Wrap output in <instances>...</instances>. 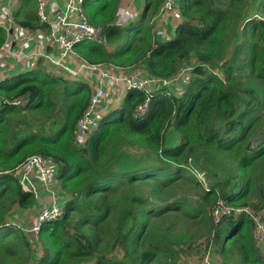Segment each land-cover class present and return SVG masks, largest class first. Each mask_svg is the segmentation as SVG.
<instances>
[{"label":"trees","instance_id":"trees-1","mask_svg":"<svg viewBox=\"0 0 264 264\" xmlns=\"http://www.w3.org/2000/svg\"><path fill=\"white\" fill-rule=\"evenodd\" d=\"M120 1L84 0L105 44L80 41L76 56L157 77L188 63L189 82L180 96L156 90L139 118L144 93L127 90L78 145L85 81L41 61L0 80V264H178L196 249L201 259L211 250L215 264H264V239L254 235L264 224V20L239 30L253 0H177L182 21L160 38L153 28L164 0H142L135 19L114 24ZM36 5L20 0L14 20L46 29ZM256 12L264 17V0ZM32 154L54 159L68 195L62 217L42 222L36 239L7 222L15 205H36L15 171ZM220 201L229 210L215 221Z\"/></svg>","mask_w":264,"mask_h":264},{"label":"built area","instance_id":"built-area-1","mask_svg":"<svg viewBox=\"0 0 264 264\" xmlns=\"http://www.w3.org/2000/svg\"><path fill=\"white\" fill-rule=\"evenodd\" d=\"M84 0H37V14L41 23L47 25L48 44L53 51L43 52L37 47L33 52L34 57L41 55L51 66L53 72L64 76L79 78L82 76L90 86L91 92L89 103L82 115L77 119L73 133L75 142L83 145L91 132L96 130L105 114L109 111V102L121 98L129 89H137L144 93L143 99L138 102L133 111V117H143L149 111L150 100L153 93L161 88L174 91L175 95H181L189 82L190 70L193 66H185L169 77H157L147 73L143 66L122 67L113 64L87 63L80 60L74 52V46L82 40H96L105 43L103 28L91 24L83 9ZM133 13L132 7L125 10L121 7L116 18V24L125 23ZM170 14L174 19H181V13L177 6V0H164L156 15ZM18 28L17 38L12 41L17 43L15 56L24 58L28 51L29 41L33 39V33L29 27L16 24ZM160 31H158L159 33ZM12 41L6 40L0 46V54L11 51L9 45ZM13 53V50H12ZM108 98H110L108 100ZM108 102V104H105ZM112 105L111 107H113ZM55 163L51 159L39 155L28 157L15 168L16 174L24 182V186L34 189L30 171L35 168L41 178L54 170ZM220 212H226L220 202L214 210V219L217 220ZM62 216V209L56 203L44 207L38 217V222L52 220ZM38 225H33L28 232L36 233ZM257 230H260L263 237V225L258 223ZM206 261L208 258H205Z\"/></svg>","mask_w":264,"mask_h":264},{"label":"crops","instance_id":"crops-1","mask_svg":"<svg viewBox=\"0 0 264 264\" xmlns=\"http://www.w3.org/2000/svg\"><path fill=\"white\" fill-rule=\"evenodd\" d=\"M261 1L262 0H253L250 4V10L256 12L260 8ZM19 6L20 0H0V26L7 32L6 40H8V43L12 41L13 38H17L18 35L19 27L14 23V13L19 9ZM157 19L159 21L158 26L165 31V36L172 37L174 33L173 30L175 29L174 27L179 21L166 13L158 15ZM32 31H34L33 39L29 41L25 49L28 53L24 58L15 56L17 43L14 41L9 45L13 53L11 50L0 54V80L37 67L41 61L38 60V57H34L33 55L37 47L41 50V54L43 52L53 51L52 47L48 44L47 32L40 29ZM45 65H47V63H45ZM109 99L110 98H108V100ZM121 100L122 97L120 99L116 98L111 100L108 105L109 109L112 105L115 106V104L119 103ZM105 104H108V102ZM30 174L36 188V205L30 209H22L15 205L11 211L12 214L10 217H7V220L24 228H29L37 222V216L42 207L50 206L53 202L63 206L64 201L68 198V195L58 188L55 180L51 179L50 174L46 175L44 179L39 176V173L35 169H31ZM45 181H49L47 185Z\"/></svg>","mask_w":264,"mask_h":264},{"label":"clouds","instance_id":"clouds-1","mask_svg":"<svg viewBox=\"0 0 264 264\" xmlns=\"http://www.w3.org/2000/svg\"><path fill=\"white\" fill-rule=\"evenodd\" d=\"M122 2V0L120 1V3ZM123 3V2H122ZM36 4H37V0H36ZM123 6H125V3H124V5ZM123 6H121V4H119V10L121 9V7H123ZM132 10H133V8H132ZM141 10V9H140ZM36 11H37V5H36ZM159 11V10H158ZM119 13V12H118ZM118 13H117V17H118ZM133 13H135L136 14V16L138 15V13L139 12H136V11H133ZM158 13V12H157ZM38 15V14H37ZM157 15V14H156ZM116 17V18H117ZM181 17H182V15H181ZM253 17H257V18H260V19H262V20H264V17H261L259 14H257V12H255V11H252V10H250V8H249V13H248V15L246 16V18H244L243 20H242V22H241V24H240V27H239V30L240 31H242V29H243V26H244V23L246 22V21H248L249 19H251V18H253ZM39 18V17H38ZM136 18V17H135ZM129 20H131V17L125 22V23H127ZM116 21V20H115ZM182 21V18H181V20L179 21V23ZM39 22H40V20H39ZM15 24H17L16 23V21L14 22ZM41 23V22H40ZM125 23H122V24H125ZM178 23V24H179ZM43 24V23H42ZM114 24H116V23H114ZM158 24H159V22H157L156 21V16H155V22H154V28H153V30L154 31H156V35H157V37H160V38H170L169 36H165V31H163L159 26H158ZM177 24V25H178ZM20 25V24H19ZM46 25V24H45ZM94 25V24H93ZM176 25V26H177ZM47 26V25H46ZM97 26H99V25H97ZM175 26V27H176ZM1 27V26H0ZM1 28H3V27H1ZM4 29V28H3ZM31 30H37V29H40V30H43V31H45V32H47V28L46 29H43V28H40V27H36V28H30ZM5 30V29H4ZM158 30L160 31L159 33H158ZM174 34V33H173ZM6 35H7V32H6V30H5V41H6ZM164 36V37H163ZM4 41V42H5ZM83 41V40H82ZM96 41V40H95ZM3 42V43H4ZM2 43V44H3ZM101 43V42H100ZM105 44V43H104ZM80 60H83V59H81V58H79ZM38 60H41L42 61V65L45 67V69L46 70H48V71H50V72H52L54 75H60V74H58V73H55V72H53V70H52V68H51V66L49 65V67H48V62L45 60V58L41 55L40 57H38ZM84 61V60H83ZM86 62V61H85ZM45 63H47V65H45ZM88 63V62H87ZM138 66H142V65H138ZM185 66H193V65H190V64H188L187 63V65H185ZM184 66V67H185ZM129 67H133V66H129ZM193 68V67H192ZM181 69V68H180ZM29 70H31V69H29ZM26 71H28V70H26ZM60 76H64V75H60ZM64 77H66V78H70V79H80V78H75V77H70V76H64ZM81 80H83V81H85L84 79H81ZM86 82V81H85ZM180 96V95H179ZM124 97V96H123ZM123 97H122V99H123ZM122 101V100H121ZM121 103V102H120ZM119 107V106H118ZM114 108H117V105H115V106H113V107H111L109 110H111V109H114ZM106 115V114H105ZM92 133V132H91ZM90 133V134H91ZM89 137V136H88ZM88 139V138H87ZM33 155H39V156H42V155H40V154H32V155H29L28 157H30V156H33ZM28 157H26L25 159H24V161L28 158ZM43 158H47V159H51V160H53L54 161V159L52 158V157H44V156H42ZM54 163H55V166H54V170L50 173V176H51V179H54L53 178V176H54V172H55V170H56V162L54 161ZM20 165V164H19ZM32 169H35V168H32ZM36 170V169H35ZM37 171V170H36ZM38 172V171H37ZM39 173V172H38ZM40 174V173H39ZM45 178V177H44ZM43 178V179H44ZM25 182V181H24ZM24 182H22L23 183V186H24ZM33 182V181H32ZM48 182L49 181H45V183H46V185L48 184ZM34 184V183H33ZM24 188L25 189H29V188H27V187H25L24 186ZM30 190H32V189H30ZM33 192H34V195H35V197H36V188H35V186H34V189L32 190ZM220 202H222V201H220ZM219 202V203H220ZM218 203V204H219ZM223 203V202H222ZM57 204V203H56ZM52 205V204H51ZM50 205V206H51ZM58 205V204H57ZM58 206H60V205H58ZM218 206V205H217ZM217 206H216V208H217ZM44 207H48V206H44ZM44 207H42V209L44 208ZM61 207V209H62V212H63V206H60ZM224 207V206H223ZM215 208V209H216ZM225 208V207H224ZM42 209L40 210V212L42 211ZM214 209V210H215ZM214 210H213V214H214ZM225 210H226V212H228V210H229V208L227 207V208H225ZM241 210H244L243 209V207L242 208H239V209H237V211L238 212H240ZM245 210H247V208L245 209ZM40 212L38 213V216H37V222L34 224V225H38L39 226V228H40V224L42 223V222H44V221H50V220H44V221H41L40 223L38 222V217H39V215H40ZM226 212H220V214L221 213H226ZM220 214H219V217H220ZM62 215H63V213H62ZM62 217V216H61ZM61 217H59V218H61ZM219 217H218V219H219ZM56 219H58V218H56ZM213 219H214V215H213ZM217 219V220H218ZM52 220H54V219H52ZM215 220V219H214ZM217 220H215V221H217ZM7 222L8 223H11V224H14V225H17V224H15V223H12L11 221H9V220H7ZM259 223V222H258ZM261 223V222H260ZM262 225H263V237L260 239V240H263L264 239V224L262 223ZM18 227H20L24 232H26L31 238H35L36 239V236H37V234H38V232H39V229H38V231L36 232V233H34V232H28L27 231V229H30L31 227H29V228H24V227H21V226H19V225H17ZM257 226V225H256ZM256 226H255V229H256ZM254 229V235H255V237H256V230ZM257 238V237H256ZM259 239V238H258ZM205 258H208V260L206 261V259ZM204 259H202V262H203V264H215V260H214V258H213V255H212V257H209V255H207L206 257H205ZM210 261H213V262H210ZM88 264H91V263H88Z\"/></svg>","mask_w":264,"mask_h":264},{"label":"rangeland","instance_id":"rangeland-1","mask_svg":"<svg viewBox=\"0 0 264 264\" xmlns=\"http://www.w3.org/2000/svg\"><path fill=\"white\" fill-rule=\"evenodd\" d=\"M122 2L120 4H121V6H123L124 3H125V10L130 9L132 7L133 8V11L138 12L140 10V8H142V0H122ZM118 12H119V10H118ZM135 17H136V14L135 13H132L131 14V20L135 19ZM175 20L180 21L181 19H179V20L178 19H175ZM245 23H244V25H245ZM173 32H174V30H173ZM79 78L80 79H83L82 76H79ZM171 93L174 95V91L173 90L171 91ZM120 102L117 103V104H115V105L118 106L120 104ZM47 124H48V122L46 121L45 122V125H47ZM8 217H10V215ZM255 230L260 233V236L262 235V233L260 232V230H257V229H255ZM259 233L256 232L257 236L259 235ZM200 241H203V238L200 239ZM202 248H203V245H202ZM207 255H209V257H212L213 254L211 253V250L207 253ZM178 264H203V262H202V259L200 258V252L196 249L194 251H191L190 253H188V252L187 253H183L182 254V258H180L179 261H178Z\"/></svg>","mask_w":264,"mask_h":264}]
</instances>
